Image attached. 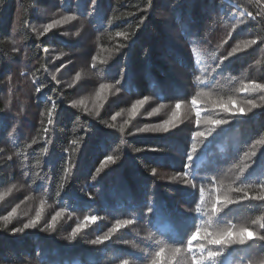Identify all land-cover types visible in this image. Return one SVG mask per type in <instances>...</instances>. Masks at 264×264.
I'll use <instances>...</instances> for the list:
<instances>
[{"label": "trees", "instance_id": "trees-1", "mask_svg": "<svg viewBox=\"0 0 264 264\" xmlns=\"http://www.w3.org/2000/svg\"><path fill=\"white\" fill-rule=\"evenodd\" d=\"M97 5L0 3V264H152L162 247L157 264H191L187 245L197 227L201 232L192 245L197 255V246L204 245L200 264H264V241L255 238L225 246L215 260L207 255L221 247L210 244L207 233L233 228L236 235L248 228L264 235V200L254 199L264 196L257 167L264 161V91H244L250 83L264 84L260 6L255 0ZM245 8L255 20L240 15ZM71 15L77 18L64 21ZM54 21L62 22L39 35ZM252 39L257 43L246 46ZM229 97L230 112L221 107ZM177 102L181 108L173 118ZM216 119L229 123H210ZM157 126L168 131L152 130ZM209 129L210 135L193 137ZM226 199L233 202L225 206ZM58 211L61 216L48 227ZM37 212L35 228L13 232ZM91 216L96 221L85 220ZM118 220L132 223L103 243H90ZM175 247L185 252L173 257Z\"/></svg>", "mask_w": 264, "mask_h": 264}, {"label": "snow or ice", "instance_id": "snow-or-ice-1", "mask_svg": "<svg viewBox=\"0 0 264 264\" xmlns=\"http://www.w3.org/2000/svg\"><path fill=\"white\" fill-rule=\"evenodd\" d=\"M3 0H0V3H2ZM90 4L92 5L93 8L97 7V0H89ZM151 2V0H149V3ZM256 4L260 6V11L256 13V16H261V15H264V0H255ZM241 16H244V15H247L248 17H251L253 20L256 19V16L253 15V13L251 11H248L246 8L240 13ZM77 17L75 15H71V16H66L64 17V21H67V20H75ZM19 19V17H18ZM62 21H54L53 23L51 24H47L43 27V32L39 33V35H43L44 33L48 32L51 28H53L55 26V24H58V23H61ZM239 23L240 24H244L245 21L243 19L239 20ZM117 36H127L126 33H122V32H117L116 33ZM257 43V39H252V40H249L246 42V46L247 45H255ZM238 49L234 48L233 49V52H236ZM14 51H18V49H14ZM45 52L48 51V49H44ZM232 53H229V56H231ZM228 57H224V59H227ZM95 59V58H94ZM198 63V61H197ZM57 71H59V69H57ZM21 75H24L23 73H21ZM80 77V73H77V79H79ZM52 79L53 80H56V76L53 75L52 76ZM195 79L197 81H200V77L199 76H196ZM12 80V77L9 76L8 77V81L11 82ZM36 81L34 80L33 81V84L35 85ZM120 81H117V84H119ZM42 87L43 85H40V86H36L35 87V92L36 93H41L42 91ZM101 88H104L106 87L105 85H101L100 86ZM119 91V89H117ZM256 90H260V91H264V84H258V83H250L249 85H246L245 88H244V91L246 92H252V91H256ZM202 93L198 92L196 96H194L192 98V104L193 106H195L197 104V97L201 96ZM148 99V97H144V99H140V100H137L135 102V104L132 105V108L133 110L136 109V107L138 105H143L145 103V101ZM261 99H264V97H262ZM232 102V98L229 97L228 98V103L227 104H221V107L223 108L224 111H232L231 107H230V104ZM249 104L252 105V107H256L257 105L249 100L248 101ZM73 106L75 107L77 102L76 101H73L72 102ZM57 107L55 101L52 102V108L48 110V116H49V119H48V125H52L53 124V119H52V112L53 110ZM181 108V102H177L176 105H175V108L173 109V112H172V116L173 118H178L179 116V109ZM237 111L239 112H244V109H238ZM41 115L43 116L44 113H41ZM117 115H119V113H117ZM196 116H197V121L196 123L199 125L200 124V111H196ZM113 119H115V117H113ZM211 124L213 125H223V124H227L229 123V121L227 119H216V120H211L210 121ZM165 125L167 126H172V127H175V124L173 123V121H166L165 122ZM167 126H157L156 128L152 129V130H161V131H168V127ZM109 127H115V125H109ZM148 129L147 128H144V129H139L138 131H147ZM214 129H209V131L207 133L205 132H201V131H196L193 133V137H204L206 135H210L211 132L213 131ZM49 131V129L47 127L44 128V132L45 134H47V132ZM121 132H123V128L120 129ZM32 143H36L35 140L32 141ZM73 143H76V141H73ZM195 149L193 148V151ZM0 151H3V149H0ZM43 151L45 153L48 152V148L45 147L43 149ZM252 156H255V152H252L251 153ZM8 159H12L11 156L8 157ZM107 161H114V158L112 156H108L107 158ZM188 160L191 161L192 160V155H189L188 156ZM37 163H39V161H37ZM253 164L256 163V161H252ZM250 166V165H249ZM185 167H191L190 164L188 165H185ZM257 167L259 168L260 170V173L261 175H264V161H261ZM243 171V170H241ZM65 172L67 173V170H65ZM153 173L155 174V169H153ZM185 175H187V173H185ZM96 177L94 176L93 179H95ZM195 177H193L194 179ZM186 183H191V181H186ZM13 187H15V185H13ZM261 188H264V183H262L260 185ZM9 191H11V189H9ZM237 191H240V189H237ZM59 194V193H58ZM2 198V197H0ZM245 198H247V194H245ZM201 199L203 200V194L201 193ZM254 199H258V200H264V196H257V197H254ZM233 201L231 200H225V206L228 204V203H232ZM43 203V202H42ZM200 209L198 208L197 211H199ZM16 209H13L12 212H10L7 216H4L2 219L4 221H9L10 218L12 217V215L15 213ZM152 209L149 208V212H151ZM39 216H40V213L37 212V215H36V218L35 219H32V220H29L27 223H25L23 225L22 228H16L13 230L14 233H19V232H23L25 229H30V228H35L37 226V223H38V219H39ZM61 216V212H57L55 214V216L52 217V223H50L48 225V227H53L54 226V222L56 221L57 217ZM88 219H91L92 221H96L97 217L96 216H91V217H85V220H88ZM262 221H264V217H261L260 218ZM132 223V220H123V221H117L116 222V227L111 229L110 232L108 234H105L104 236H98L95 240L91 241L90 243L92 244H99V243H103L105 240L109 239L110 235H111V232H114L117 228H119L121 225H128V224H131ZM253 223H255V221H253ZM260 226L262 228H264V222H262L260 224ZM80 228V225L78 224L77 227L75 229L72 230L70 236H69V239L70 240H74L76 238V235H77V232ZM201 232V228L200 227H197L196 228V232L192 235L191 239L188 240V245H187V251L189 253H191V264H200L201 260L204 259L203 257V249H204V245L203 244H200L198 245L197 247H199L200 249V255H197L196 252L193 251V245H192V240H195L196 239V236L199 235V233ZM245 233H248V235L246 236ZM208 236H212L213 238H211L208 242L210 244H213V245H219L221 246L218 250H215V251H212V250H209L208 251V257L209 258H212L213 260H215L216 258L218 257H221L223 254H224V248L225 246L227 245H231V244H239V245H244L247 243L248 239H252V238H255L259 241H264V235H259V234H256V233H251L249 231L248 228H241L239 230V233H237L236 235H233V228H228V229H225V230H222L221 232H218V233H207ZM165 249L162 247L160 248V250L158 252L155 253V256L152 260V264H157V260H156V257H160L163 253H164ZM172 255L173 257H176V256H179L180 254L184 253L185 252V248L183 247H175L173 248L172 250ZM124 264H128L127 261H124Z\"/></svg>", "mask_w": 264, "mask_h": 264}]
</instances>
